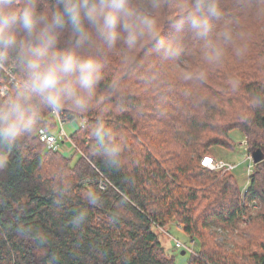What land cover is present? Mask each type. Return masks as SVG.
<instances>
[{
  "label": "trees",
  "instance_id": "16d2710c",
  "mask_svg": "<svg viewBox=\"0 0 264 264\" xmlns=\"http://www.w3.org/2000/svg\"><path fill=\"white\" fill-rule=\"evenodd\" d=\"M187 2L167 0L156 17L162 40L178 45L169 58L186 60L189 70L199 68L203 75L211 64L216 70L205 79L210 85L224 84L225 91L213 97L206 85L190 90L184 79L167 78L165 56L154 42L132 50L118 43L106 54L88 109L59 111L66 123L84 120L70 137L79 158L74 168L71 158L40 140V130L58 128L55 113L42 107L32 133L11 148L0 146V160L7 157L0 167V264H175L155 231L174 220L197 247L188 264H240L206 242L207 224L233 226L253 202L262 205L257 216L264 223V161L256 165L243 202L236 176L228 172L225 185L221 172L203 167L202 160L212 157V145H219L212 135L215 127L223 137L239 130L250 139L252 153L264 152V0H215L219 16L212 18L205 37L172 28L180 5ZM175 34L186 37L185 44ZM65 43L61 39L59 46ZM229 58L235 63L224 65ZM3 64L11 69L16 62ZM14 73L22 78L17 64ZM17 86L10 84L0 106ZM101 119L121 146L115 164L105 161L90 135ZM167 134L177 142L166 141ZM207 175L218 182L207 186ZM212 191L218 201L206 207ZM88 193L97 196L96 203ZM249 260L264 264V242Z\"/></svg>",
  "mask_w": 264,
  "mask_h": 264
},
{
  "label": "clouds",
  "instance_id": "9594fccd",
  "mask_svg": "<svg viewBox=\"0 0 264 264\" xmlns=\"http://www.w3.org/2000/svg\"><path fill=\"white\" fill-rule=\"evenodd\" d=\"M161 7L162 0L146 5L136 0H0V63L15 60L22 75L15 94L0 106V146L11 148L34 131L38 107L53 113L66 106L86 111L106 54L118 43L132 50L151 41L164 56H175L178 45L161 38L156 19ZM218 16L215 0H188L172 28L205 37ZM90 135L105 161L117 163L121 146L102 119ZM87 198L97 202L94 193Z\"/></svg>",
  "mask_w": 264,
  "mask_h": 264
},
{
  "label": "rangeland",
  "instance_id": "374dc122",
  "mask_svg": "<svg viewBox=\"0 0 264 264\" xmlns=\"http://www.w3.org/2000/svg\"><path fill=\"white\" fill-rule=\"evenodd\" d=\"M166 1L167 0H162V7H165ZM244 1H248V0H240V3L242 4ZM136 2L138 5L147 4V0H136ZM175 4L178 5L177 2ZM170 6L172 5L170 4L167 7H170ZM174 17H172L171 19H173ZM168 18L169 16L167 13L165 19H168ZM163 20H164V17H163ZM182 37H180V35L178 34H175V38L180 40L181 44L183 45L187 41V38L183 37L184 38L183 39ZM161 56L162 58L160 62L164 63L166 61L165 66H164V72L168 75L167 78L171 77L172 80H180V79L183 80L184 79L183 81H185L186 84H188L190 90L193 88H198L199 86L206 85L208 89H206L205 91L208 92L209 95L213 94V97H215L214 95L216 93L225 91L224 84L220 83L222 84L223 86L222 87L217 81L212 80L214 83H211L210 85L209 79H205L204 75L206 74L208 75L211 70L215 69L214 67L211 66V64H208L209 67L206 68L207 71L203 75V73H199V71H201V69L199 68H194V69L189 70L191 66H188L189 63L186 60L182 59L181 61H179L178 57H175L174 60H170L169 57L165 56L164 58L163 55ZM163 58H164V62H163ZM178 63H181L180 65H183V68H180L179 67L180 65L178 66ZM229 63H235V62L231 61L229 58L224 63V65H227ZM12 65L13 67L11 69L5 68V70L9 72H11L12 69L14 70V67L16 66V64H12ZM13 77L16 79L17 82L13 83L11 79H10L11 82L7 81L6 85L8 86V90L6 89V91L3 94L0 91L1 98L5 99L10 94V91H11L10 84L19 85V83L22 80V78L18 75H15V73H13ZM202 81H204L205 83H202ZM171 84H174V83H171ZM194 91L196 92L195 89ZM149 106L152 107L151 105ZM218 113L220 114V111ZM163 114H167V112L163 111ZM83 124H84V120L78 119L73 122L66 123L65 129L69 135H73ZM221 131L222 129L220 127H215L214 131H212L213 137L218 136L219 145H212L208 149V152L210 153V155H212V157H215L216 159L220 161H224L227 164L237 166V168L233 170L231 174L235 175L239 181V185L241 187V197L243 198V202H244L246 195H247L246 193L248 192L251 186L252 176L256 173V165H257L253 163L250 139L246 135L244 134L242 135L239 132V130H236V129L230 131L227 137H223L224 133H222ZM53 133L55 135H58L59 130L56 129ZM167 135L168 136L166 138V141L170 140L173 142H177L173 140V139H176L175 137L173 138L170 134H167ZM23 139H24V136L19 141H22ZM227 143H228V146L224 145ZM229 144H231L233 147ZM76 148L77 147L75 146V144L73 145L69 142H65V144H62L61 150H58V152L62 156L68 159L71 158V161H72L71 166L73 168L75 167V165L77 164L79 160V158L74 155L75 151L77 150ZM191 157H194V156L192 155ZM6 161H7V157L2 158L0 160V167H2ZM212 171H215V173L221 172L219 175L220 180L222 179L225 180V178L227 180V177L229 176L228 172H224L222 170H212ZM205 177L206 178H204L205 179L204 181L208 183L207 186L213 185L217 181V180L215 181L212 180L211 179L212 177L208 175ZM226 180H225V185H226ZM225 185H223L220 189L222 188L224 189ZM223 189L221 191H223ZM208 194L211 196H208L210 199H208V202H206V205H205L206 207L212 205L213 202L218 201L217 197L214 198L217 194H213V191L208 192ZM225 200L228 201L229 197L225 198ZM218 204L221 206V208L224 206L221 204V202H218ZM220 206L216 209V211L219 210ZM247 209H248V213L244 215L240 219V221H238L237 224L233 226L222 225V224H218L217 222H212V221L209 224H207L208 238L206 235V242L209 239V243H212L220 248L222 247L226 253V256L230 257V260L235 261L240 264H251L249 260V255L256 251H260L261 245L264 242V223L260 218L258 219V216H257L260 212L263 211L262 205H260L259 203L253 202L249 205V208ZM202 212H203V209L200 210L199 212L200 218L203 214ZM155 231L159 235L162 244L165 246L169 254L173 256V258L175 259V264H188V260L191 254H193V256L197 255L196 254V248H197L196 244L192 245L194 244V241H191V239L188 236H186V234L183 231V226L180 225L177 221L174 220L172 222H169L167 226L158 227L156 228ZM177 242H181L183 244V248H179L177 246ZM183 252H185V255L182 254ZM42 253L43 252H40L39 255Z\"/></svg>",
  "mask_w": 264,
  "mask_h": 264
},
{
  "label": "built area",
  "instance_id": "2783aa9c",
  "mask_svg": "<svg viewBox=\"0 0 264 264\" xmlns=\"http://www.w3.org/2000/svg\"><path fill=\"white\" fill-rule=\"evenodd\" d=\"M1 73H3V76H0V91L3 94L6 89L8 90V86L6 85L7 81H10V79L13 81V83L17 81L13 77L14 70L12 69L11 72L5 70L3 63H0V74ZM55 115L58 122V135H55L54 133H49L45 130H40L38 135L40 137V140L44 142L49 149H54L58 151L61 150L62 144H65V142H69L73 145L74 143L70 139L72 135H69L65 129L66 122L64 121L63 116L60 115L59 112L55 113ZM202 165L203 167L212 170H222L224 172H232L237 168L236 165L227 164L224 161L216 159L215 157H205L202 161ZM101 189L106 191L107 188L104 184H101ZM177 246L179 248H183V244L181 242H177Z\"/></svg>",
  "mask_w": 264,
  "mask_h": 264
},
{
  "label": "water",
  "instance_id": "95a60500",
  "mask_svg": "<svg viewBox=\"0 0 264 264\" xmlns=\"http://www.w3.org/2000/svg\"><path fill=\"white\" fill-rule=\"evenodd\" d=\"M254 163L259 164L264 161V152L261 149H258L252 153ZM185 255V252L182 253Z\"/></svg>",
  "mask_w": 264,
  "mask_h": 264
},
{
  "label": "bare ground",
  "instance_id": "6f19581e",
  "mask_svg": "<svg viewBox=\"0 0 264 264\" xmlns=\"http://www.w3.org/2000/svg\"><path fill=\"white\" fill-rule=\"evenodd\" d=\"M206 157H209V156H206ZM204 158H205V157H204ZM204 158H203V159H204ZM202 161H203V160H202Z\"/></svg>",
  "mask_w": 264,
  "mask_h": 264
}]
</instances>
